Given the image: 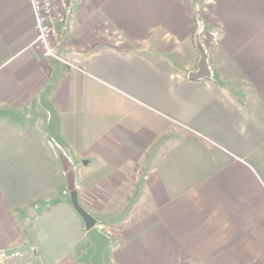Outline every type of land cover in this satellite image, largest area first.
<instances>
[{
	"label": "crops",
	"instance_id": "obj_1",
	"mask_svg": "<svg viewBox=\"0 0 264 264\" xmlns=\"http://www.w3.org/2000/svg\"><path fill=\"white\" fill-rule=\"evenodd\" d=\"M60 31L77 68L0 0V250L91 264L72 182L106 264H264V0H70Z\"/></svg>",
	"mask_w": 264,
	"mask_h": 264
},
{
	"label": "built area",
	"instance_id": "obj_2",
	"mask_svg": "<svg viewBox=\"0 0 264 264\" xmlns=\"http://www.w3.org/2000/svg\"><path fill=\"white\" fill-rule=\"evenodd\" d=\"M32 6L36 39L47 59H56L66 65L77 68L72 62L59 55L61 40V26L67 19L70 0H28ZM39 252L35 249L0 250V264H35Z\"/></svg>",
	"mask_w": 264,
	"mask_h": 264
},
{
	"label": "water",
	"instance_id": "obj_3",
	"mask_svg": "<svg viewBox=\"0 0 264 264\" xmlns=\"http://www.w3.org/2000/svg\"><path fill=\"white\" fill-rule=\"evenodd\" d=\"M206 55L204 54L202 62H201V68L202 70L206 67ZM205 75L204 72L199 74H192L191 77H199ZM71 202L73 206L76 208V210L81 214L83 217L86 229H87V236L91 240V242L94 245V253L91 256V264H106L104 260V254L105 251L110 247L111 245V239L110 237L102 232L97 227L96 220L83 208L80 206L77 196V191L71 192Z\"/></svg>",
	"mask_w": 264,
	"mask_h": 264
},
{
	"label": "trees",
	"instance_id": "obj_4",
	"mask_svg": "<svg viewBox=\"0 0 264 264\" xmlns=\"http://www.w3.org/2000/svg\"><path fill=\"white\" fill-rule=\"evenodd\" d=\"M65 166H66V167H65V170H66V172L69 173V174H68L69 177L72 176L71 171L68 169V163L65 162ZM69 189H70V192H73V191L75 190V187H74V185L72 184V182H71V183L69 182Z\"/></svg>",
	"mask_w": 264,
	"mask_h": 264
},
{
	"label": "rangeland",
	"instance_id": "obj_5",
	"mask_svg": "<svg viewBox=\"0 0 264 264\" xmlns=\"http://www.w3.org/2000/svg\"><path fill=\"white\" fill-rule=\"evenodd\" d=\"M69 193H70V191H69ZM93 252H94V251H93ZM78 261H80V258L76 259V263H77ZM79 264H81V261L79 262Z\"/></svg>",
	"mask_w": 264,
	"mask_h": 264
}]
</instances>
